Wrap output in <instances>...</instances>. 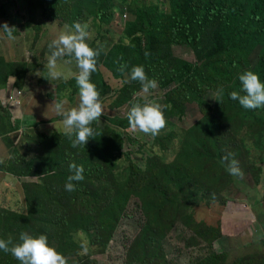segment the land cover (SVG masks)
Masks as SVG:
<instances>
[{
	"label": "rangeland",
	"instance_id": "1",
	"mask_svg": "<svg viewBox=\"0 0 264 264\" xmlns=\"http://www.w3.org/2000/svg\"><path fill=\"white\" fill-rule=\"evenodd\" d=\"M5 22L16 30L0 38V87L10 82L25 101L11 118L0 105V171L16 177L0 191V239L43 234L67 264H264V107L244 109L229 95L246 94L245 71L264 83V0H0ZM74 22L101 49L90 82L104 109L91 125L99 134L76 148L53 107L79 105L73 66L57 61L60 80L46 67L49 45ZM134 66L157 88L143 94L129 79ZM133 103L163 106L158 135L130 128ZM227 153L242 178L226 170ZM71 163L84 180L68 192ZM5 261L20 264L0 251Z\"/></svg>",
	"mask_w": 264,
	"mask_h": 264
},
{
	"label": "clouds",
	"instance_id": "2",
	"mask_svg": "<svg viewBox=\"0 0 264 264\" xmlns=\"http://www.w3.org/2000/svg\"><path fill=\"white\" fill-rule=\"evenodd\" d=\"M122 18H128V14L122 15ZM65 27L68 30L62 31L49 45L51 53L49 56L47 55L46 67L49 70V77L53 80L65 78L64 73L57 70V61L61 58L69 57V59L64 60L65 64H71L74 60L76 68L79 70L78 73L74 74L78 87V107L65 110L63 101L53 102L56 113L63 117L64 134L70 140L71 146L76 148L80 145L85 146L90 139H95V136L99 134L91 125L94 121H98L101 118L104 114V109L100 102V94L90 80L91 74L96 71L97 57L100 55L101 49H93L86 43V40L90 39L87 25L74 22L71 28ZM15 30L14 26L10 27L5 22L0 27V38L6 35L10 40L15 39L13 35ZM125 67L126 65H121L118 71L123 73ZM129 79L138 81L141 84V92L143 94H149L150 90L156 89L158 86L155 79L148 78L143 66L132 67ZM239 81L242 85V91L246 94L239 95L233 91L229 94L230 99L238 100L244 109L255 110L264 107V83L261 82L258 74L252 71H245L239 75ZM15 92V90H12L7 92V95H4L0 91V105L3 112L7 111L10 113L17 106L9 109L8 106L3 104V98ZM214 95L216 98L213 99L219 102V98L223 95V88H219ZM24 96L25 93L23 92L19 100L20 103L25 101ZM162 108L163 106L159 104L145 103L141 105L140 103H133L127 113L130 128L133 131L139 130L144 134L158 135L166 126ZM231 157H233L232 153H227L222 157V161L226 163V170L230 175L242 178L243 172L239 167V162ZM69 169L72 175L68 176L64 188L66 191L72 192L76 190V185L73 182L84 180V167L71 163ZM5 172L9 173L8 171ZM249 218L254 219V216L249 214ZM19 241V243H13L11 239L7 241L0 239V251L11 254L20 264H67L66 258L48 245L47 237L43 234L33 238L29 234L22 232L19 236Z\"/></svg>",
	"mask_w": 264,
	"mask_h": 264
},
{
	"label": "trees",
	"instance_id": "3",
	"mask_svg": "<svg viewBox=\"0 0 264 264\" xmlns=\"http://www.w3.org/2000/svg\"><path fill=\"white\" fill-rule=\"evenodd\" d=\"M183 12L186 14V15H190V16H193L192 15V13H191V9L190 8H187V7H184L183 8ZM225 55L224 54H222V53H220V61H219V69H220V71H221V75L222 76H226L227 74H229V67H228V62H227V60L225 59ZM232 68H233V65H232ZM225 84H226V82H224ZM6 85V83L5 84H3L1 87H4ZM0 87V88H1ZM3 112V111H2ZM4 114H7L8 116H9V118H10V115H9V113L7 112V111H5V112H3ZM100 159H102V157L100 158ZM205 168H206V174H207V172H208V166H207V164H206V166H205ZM133 173V172H132ZM103 175L102 176H105V177H107L106 176V174L103 172L102 173ZM133 174H135V173H133ZM206 174L203 176H199L200 177V181L204 184L205 183V176H206ZM158 218L160 219V220H167V218H163L162 217V212L164 211V209H165V206H161V202L159 201V199H158ZM17 219L14 221L15 222V224H19V225H21L22 224V222H23V220L25 219V217H20V216H17L16 217ZM256 226H259V223H257L256 224ZM254 232L255 233H253V235H254V239H256V238H258V233H257V231L256 230H254ZM252 235V236H253ZM261 237H262V235H261ZM257 240V239H256ZM12 261H5V262H3V263H1V264H9V263H11Z\"/></svg>",
	"mask_w": 264,
	"mask_h": 264
},
{
	"label": "crops",
	"instance_id": "4",
	"mask_svg": "<svg viewBox=\"0 0 264 264\" xmlns=\"http://www.w3.org/2000/svg\"><path fill=\"white\" fill-rule=\"evenodd\" d=\"M72 66H73V70H72V73L73 74H76V73H78V69L76 68V65H75V61H72ZM10 91H12V84L10 83V82H7L6 83V85L4 86V88L2 89V92L3 93H7V92H10ZM0 136H2V134L0 133ZM9 147H8V149H5L4 147H3V150H2V156L3 155H7L6 156V159H10L11 158V153H9ZM1 170V169H0ZM7 176H11V177H13V178H15L16 179V177L14 176V175H12V174H7V175H5L2 171H0V191L1 190H3V189H6L7 187L5 186V182H6V177ZM15 183H13V182H11L10 183V186H15L14 185ZM251 224V227H254V226H256L255 224H252V223H249V225ZM248 225V226H249ZM251 237V236H250ZM250 237H248V238H250Z\"/></svg>",
	"mask_w": 264,
	"mask_h": 264
},
{
	"label": "built area",
	"instance_id": "5",
	"mask_svg": "<svg viewBox=\"0 0 264 264\" xmlns=\"http://www.w3.org/2000/svg\"><path fill=\"white\" fill-rule=\"evenodd\" d=\"M15 93L10 94L9 96L3 98V104L5 106H8L9 109L12 107L19 105L20 103V98L23 95V91L21 90H15Z\"/></svg>",
	"mask_w": 264,
	"mask_h": 264
}]
</instances>
